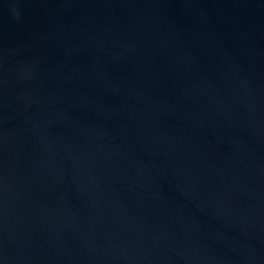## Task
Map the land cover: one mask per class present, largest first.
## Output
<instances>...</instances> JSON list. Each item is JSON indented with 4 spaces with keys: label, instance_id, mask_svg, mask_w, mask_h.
<instances>
[{
    "label": "water",
    "instance_id": "obj_1",
    "mask_svg": "<svg viewBox=\"0 0 264 264\" xmlns=\"http://www.w3.org/2000/svg\"><path fill=\"white\" fill-rule=\"evenodd\" d=\"M0 264H264V0H0Z\"/></svg>",
    "mask_w": 264,
    "mask_h": 264
}]
</instances>
